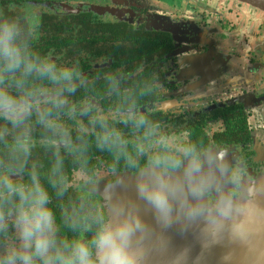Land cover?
Returning a JSON list of instances; mask_svg holds the SVG:
<instances>
[{
	"label": "flooded vegetation",
	"instance_id": "af4514ba",
	"mask_svg": "<svg viewBox=\"0 0 264 264\" xmlns=\"http://www.w3.org/2000/svg\"><path fill=\"white\" fill-rule=\"evenodd\" d=\"M6 22L25 59L11 72L0 62V88L30 107L18 123L0 112V259L22 246L9 184L47 194L55 253L91 244L108 222L103 193L125 176L217 164L230 177L203 192L210 204L238 202L264 177L263 11L236 0H0ZM45 63L71 81L42 74Z\"/></svg>",
	"mask_w": 264,
	"mask_h": 264
},
{
	"label": "water",
	"instance_id": "95a60500",
	"mask_svg": "<svg viewBox=\"0 0 264 264\" xmlns=\"http://www.w3.org/2000/svg\"><path fill=\"white\" fill-rule=\"evenodd\" d=\"M236 1L264 12V0ZM224 177L228 171L217 164L125 176L108 188L106 226L139 223L129 240L136 264H264V177L246 190L248 197L210 204L203 192L223 184ZM142 184L167 196V220L141 194Z\"/></svg>",
	"mask_w": 264,
	"mask_h": 264
},
{
	"label": "clouds",
	"instance_id": "9594fccd",
	"mask_svg": "<svg viewBox=\"0 0 264 264\" xmlns=\"http://www.w3.org/2000/svg\"><path fill=\"white\" fill-rule=\"evenodd\" d=\"M18 29L13 23H0V62L6 71L18 69L24 62V53L17 42ZM27 65V70L32 69ZM53 81L72 79L69 70L57 72L55 65L45 63L40 69ZM23 103V106L21 104ZM59 103H62L60 101ZM30 105L23 98H17L0 88V112L6 114L14 123H18L21 113H26ZM20 196L17 227L22 246L11 249L0 264H136L130 250L129 240L139 223L120 222L103 226L97 231L91 244L79 241L66 244L64 250L50 251L52 241L50 233L53 228V217L47 208V194L39 188L26 190L8 185ZM141 194L148 200L162 218L167 220L171 206L166 195L159 190H149L146 184L140 187Z\"/></svg>",
	"mask_w": 264,
	"mask_h": 264
},
{
	"label": "rangeland",
	"instance_id": "374dc122",
	"mask_svg": "<svg viewBox=\"0 0 264 264\" xmlns=\"http://www.w3.org/2000/svg\"><path fill=\"white\" fill-rule=\"evenodd\" d=\"M227 168L225 169V172H227ZM104 197H105V200L107 201L108 203V206L111 205V196L106 192V193H103ZM110 201V202H109Z\"/></svg>",
	"mask_w": 264,
	"mask_h": 264
}]
</instances>
